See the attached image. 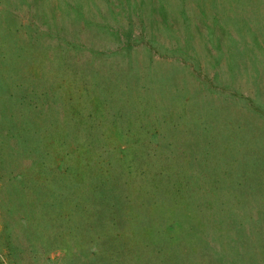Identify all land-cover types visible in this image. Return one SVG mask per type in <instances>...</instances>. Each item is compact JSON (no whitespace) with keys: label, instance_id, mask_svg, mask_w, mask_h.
I'll return each instance as SVG.
<instances>
[{"label":"rangeland","instance_id":"374dc122","mask_svg":"<svg viewBox=\"0 0 264 264\" xmlns=\"http://www.w3.org/2000/svg\"><path fill=\"white\" fill-rule=\"evenodd\" d=\"M0 264H264V0H0Z\"/></svg>","mask_w":264,"mask_h":264}]
</instances>
